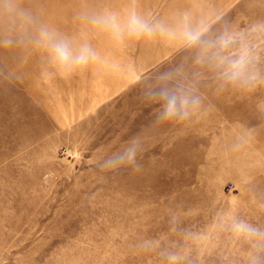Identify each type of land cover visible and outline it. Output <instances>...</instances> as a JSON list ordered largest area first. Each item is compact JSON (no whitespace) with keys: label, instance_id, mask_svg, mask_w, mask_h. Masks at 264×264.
Listing matches in <instances>:
<instances>
[{"label":"rangeland","instance_id":"1","mask_svg":"<svg viewBox=\"0 0 264 264\" xmlns=\"http://www.w3.org/2000/svg\"><path fill=\"white\" fill-rule=\"evenodd\" d=\"M23 3L119 68L94 64L49 76L41 55L0 48V264H166L159 250L138 247L162 236L186 246L185 264H246L248 246L212 229L233 203L241 218L264 227V89L217 96L204 81L207 111L199 120L158 123L126 72L155 77L177 67L185 53L159 42L121 46L77 18L87 9L123 12L129 0ZM138 4L162 17L188 8L231 21L264 18V0ZM247 132L253 136L247 147L231 151ZM136 134L146 137L142 171L102 172L98 161ZM172 214L181 229L209 239L172 233Z\"/></svg>","mask_w":264,"mask_h":264},{"label":"clouds","instance_id":"2","mask_svg":"<svg viewBox=\"0 0 264 264\" xmlns=\"http://www.w3.org/2000/svg\"><path fill=\"white\" fill-rule=\"evenodd\" d=\"M77 18L121 46L130 41L159 42L175 49V54L185 53L177 67L155 77L138 69L126 72L134 80L133 86L140 89L141 100L154 106L158 123L188 124L199 120L207 111L206 97L200 90L204 81L211 82L217 96L244 97L264 89V18L231 21L223 19L222 13L196 15L188 8L162 17L143 12L138 0H129L123 12L87 9L79 12ZM0 48H23L41 55L51 69L49 76H70L94 64L119 68L101 57L86 40L77 42L61 34L56 26L25 6L23 0H0ZM252 139V133L247 132L236 139L230 150L242 151ZM145 151V135L136 134L102 157L97 166L105 173L122 169L139 173ZM237 207L233 203L230 210L218 213L212 232L228 233L232 241L247 245L246 264H264V227L241 218ZM170 231L185 241L209 239L181 229L177 214L171 215ZM138 247L145 252L159 250L166 264H185L189 259L186 246L167 243L163 236L145 240Z\"/></svg>","mask_w":264,"mask_h":264}]
</instances>
